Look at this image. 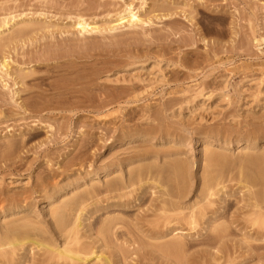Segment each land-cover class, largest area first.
I'll list each match as a JSON object with an SVG mask.
<instances>
[{"label":"rangeland","instance_id":"obj_1","mask_svg":"<svg viewBox=\"0 0 264 264\" xmlns=\"http://www.w3.org/2000/svg\"><path fill=\"white\" fill-rule=\"evenodd\" d=\"M129 2L136 10L141 7L147 23L93 33H78L70 26L80 15L107 25ZM25 14L40 19V25L43 17L58 21L64 29L60 25L62 31L56 33L52 26V34L39 25L21 37V27L11 18L13 28L3 25L12 15ZM0 24V236L15 223L31 238L61 245L66 224L58 223L57 212L63 211L71 223L81 202L90 210L70 244L78 249L79 242L85 261L51 256L29 243L28 249L0 251V264H264V213L259 212L264 180L258 178L262 184L256 181V186L251 182L258 166L264 171V0H0ZM249 136L257 142L245 148ZM248 152L262 159L256 169L246 171L254 178L247 179L249 187L237 169ZM214 154L230 156V174L240 175V182L237 173V181L230 174L232 179L221 178L224 194L214 182V191L200 187L204 162L216 164ZM183 158L191 167L186 183L171 172L172 162ZM209 160L208 169H214ZM145 168H152L154 179L146 178ZM159 168L169 169L160 182L162 173L155 175ZM146 179L156 189L146 188ZM106 181H111L110 189ZM165 185L169 188L163 189ZM165 189L174 195L185 190L183 200L200 205L194 208L195 222L190 208L165 212L159 196ZM209 192L214 196L208 198ZM14 205L23 207L16 215Z\"/></svg>","mask_w":264,"mask_h":264},{"label":"bare ground","instance_id":"obj_2","mask_svg":"<svg viewBox=\"0 0 264 264\" xmlns=\"http://www.w3.org/2000/svg\"><path fill=\"white\" fill-rule=\"evenodd\" d=\"M143 2H146V0H143ZM140 8L141 7H139V9L138 10H136V8L135 7H133L132 6V4L129 2L128 4H127V6L123 9V11H121L120 13H118L117 14V17L116 18H114V20H111V21H109L108 23H107V25H101V24H99L98 23V21L96 22V21H93V20H95V19H93V20H89V19H87V17L85 18V16H82V15H80V16H74V20H76V21H74L73 23L74 24H72V22H70V24H72V25H70V26H72V28L73 29H76L77 31H78V33H93V32H101V31H103V30H106V31H113V30H117V29H119V28H121V27H132V26H138V25H143V24H145V23H147L148 21H149V19H147V18H144V17H142L141 16V13H140ZM44 14V13H43ZM26 15V14H25ZM39 15H41V13L39 14ZM17 16V15H16ZM27 17H24V18H22V16H17V18H18V21L17 20H15V19H17L16 17H15V15L13 16H11V17H9V19L8 20H6V23L5 24H3V25H7V24H10V26L12 25L11 23H10V18L13 20H11V22H13V25L14 26H20L21 28L19 29V34L21 35V33H28V28H29V30H32V29H30V27H38L40 24L39 23H37L38 22V20L40 21V19H38L37 17H35V18H32L31 16H29L28 14L26 15ZM22 19H21V18ZM30 17V18H29ZM40 17V16H39ZM37 18V19H36ZM42 18V17H41ZM44 19H43V21H42V19H41V25H40V27H44L45 29H48V30H50V29H52L51 30V33L53 34V28H52V26L53 27H57V28H55V31H56V33H58L57 31H59V32H61L62 31V25H61V23H60V25H61V29H60V25H59V23H58V21H48L47 19H45V17H43ZM5 19V18H4ZM4 19H3V21H4ZM19 19H21V20H19ZM49 19V18H48ZM51 20V19H50ZM3 21H2V23H3ZM60 21V20H59ZM51 22V23H50ZM54 22V23H53ZM63 22V21H62ZM66 23V22H65ZM45 24V25H44ZM63 24V23H62ZM66 24H68V23H66ZM1 25V24H0ZM2 25V26H3ZM12 25V28L14 27ZM69 25V24H68ZM68 25H66V26H68ZM9 26V25H8ZM64 26H65V24H64ZM7 27V26H6ZM43 27H42V29H43ZM5 28V27H4ZM9 28V27H8ZM8 28H6V30L8 29ZM15 28H17V27H15ZM19 28V27H18ZM10 29V28H9ZM36 29V28H35ZM42 29H40V30H42ZM56 29H59V30H56ZM64 29V28H63ZM67 29V32H68V34L70 33L69 31H71V28L69 27V29H68V27L66 28ZM2 30V29H1ZM0 30V31H1ZM61 30V31H60ZM69 30V31H68ZM5 31V30H4ZM10 31L11 32H13V30H11L10 29ZM39 31V30H38ZM45 31H47V30H45ZM53 31V32H52ZM65 31V30H64ZM2 33H3V30L1 31ZM1 32H0V34H1ZM17 32V31H16ZM67 32L65 31V33L67 34ZM76 32V31H75ZM24 33V34H25ZM33 33H36V31L35 32H33ZM46 33H49V31L48 32H46ZM46 33H42V34H39V35H44V34H46ZM51 33H49V34H51ZM71 33H73V35H74V32H71ZM70 33V34H71ZM77 33V32H76ZM14 34V36H15V33H13ZM18 34V35H19ZM60 34V33H59ZM61 34H63V32L61 33ZM66 34H63L64 35V37H65V35ZM33 35V34H32ZM35 35V34H34ZM37 36V38H39L40 36ZM62 35V36H63ZM29 36V35H28ZM30 36H31V34H30ZM29 36V41H30V37ZM36 36V35H35ZM34 36V37H35ZM48 36V35H47ZM47 36H45L44 35V37H47ZM51 36V35H50ZM52 36H54V35H52ZM60 37H61V35H59ZM69 36V35H68ZM21 37H22V35H21ZM49 37V36H48ZM58 37V36H57ZM64 37L63 38H61V39H64ZM24 38H26L25 36H24ZM23 38V39H24ZM53 38H55V37H53ZM70 38H71V40H72V36H70ZM23 39H22V41H23ZM32 40L34 39L33 38V36H32V38H31ZM69 40V38H66V40ZM16 40H18L17 38H16ZM20 40H21V38H20ZM19 40V41H20ZM26 40H27V38H26ZM31 40V41H32ZM35 41H36V37H35V39H34ZM33 40V41H34ZM1 41V40H0ZM28 41V40H27ZM24 42H26V41H24ZM3 43V42H2ZM0 47H1V43H0ZM3 49V48H2ZM1 49V50H2ZM71 52V51H70ZM69 52V53H70ZM65 54V53H64ZM72 55V54H71ZM81 55V54H80ZM74 57V56H73ZM82 57V56H81ZM78 58V57H77ZM66 58H64L63 60H61V61H67V60H65ZM70 60H73V59H70ZM59 61V60H58ZM74 61H76V60H74ZM78 61V60H77ZM77 61H76V63H77ZM85 61V60H84ZM68 62V61H67ZM60 63V62H59ZM71 63V62H70ZM75 63V64H76ZM78 64V63H77ZM85 64V63H84ZM4 65L6 66V63L4 64V61H3V63H2V67H4ZM61 65V64H60ZM8 66V65H7ZM65 66V65H64ZM78 67V66H77ZM7 68H9V67H7ZM67 69V68H66ZM85 69V68H84ZM31 70V69H30ZM79 70V69H78ZM82 70H83V67H82ZM73 72V71H72ZM71 72V73H72ZM77 72V71H76ZM86 72V71H85ZM92 72V71H91ZM68 73V72H67ZM79 73H80V71H79ZM82 73V72H81ZM27 75H30L29 74V72L28 73H26ZM84 75V74H83ZM25 76V74L24 75H22L21 77H24ZM100 76V75H99ZM20 77V76H19ZM20 77V78H21ZM24 78H26V77H24ZM95 78V77H94ZM81 80V79H80ZM97 80V79H96ZM22 81V80H21ZM81 81H86V80H81ZM88 83V82H87ZM90 83V82H89ZM97 83V82H96ZM86 84V83H85ZM84 84V85H85ZM61 85V84H60ZM91 85V84H90ZM89 85V86H90ZM95 85V84H94ZM97 85V84H96ZM63 86V85H62ZM79 86V85H78ZM88 86V85H87ZM64 87V86H63ZM81 87H86V86H82L81 85ZM87 88V87H86ZM92 88H94L93 87V85H92ZM75 89H77V88H75ZM85 89V88H84ZM79 90V89H78ZM93 90V89H92ZM201 90H202V88H201ZM62 91V90H61ZM60 91V92H61ZM65 91V90H64ZM133 91V90H132ZM199 91H200V89H199ZM198 91V92H199ZM203 91V90H202ZM55 92V91H54ZM68 92V91H67ZM70 92H72V91H70ZM75 92V91H74ZM78 92V91H77ZM84 92V91H83ZM134 92V91H133ZM66 93V92H65ZM69 93V92H68ZM200 93H201V91H200ZM202 93H204V92H202ZM201 93V95H204V94H202ZM80 94V93H79ZM125 94V93H124ZM129 94H130V92H129ZM198 94V93H197ZM61 95V94H60ZM67 95V94H66ZM108 95V94H107ZM119 95V94H118ZM121 95V94H120ZM63 96V95H62ZM122 97H124V95L122 96ZM199 97V96H198ZM201 97V96H200ZM115 98V97H114ZM116 98H117V96H116ZM135 98V96L132 98V99H134ZM210 97H208V99H209ZM109 99V98H108ZM118 99H120L119 97H118ZM117 99V100H118ZM131 99V98H130ZM136 99V98H135ZM208 99H206V100H208ZM105 101H108L107 99H105ZM112 103V102H111ZM79 104V103H78ZM105 104H108L107 102L105 103ZM114 104V103H113ZM80 105V104H79ZM104 105V104H103ZM100 106V105H99ZM98 107V106H97ZM96 107V108H97ZM103 107V106H102ZM100 108V107H99ZM98 108V109H99ZM104 109H106V108H104ZM103 109V110H104ZM101 110H102V108H101ZM38 111V110H37ZM40 111H42V110H40ZM40 111H38V112H40ZM110 110H108V112H109ZM98 112V111H97ZM107 113V112H106ZM161 113V112H160ZM113 114V113H112ZM103 116H104V113L102 114ZM107 115V114H106ZM105 115V116H106ZM109 115H111V113L109 114ZM109 115H107V116H109ZM156 115H157V113H156ZM161 115V114H160ZM106 116V117H107ZM158 116H159V113H158ZM158 116H157V118H158ZM160 117V116H159ZM162 117V116H161ZM156 119V118H155ZM162 119V118H161ZM158 120V119H157ZM160 122V124H161V122L162 121H159ZM159 124V125H160ZM164 124V123H163ZM168 125V124H167ZM260 125V124H259ZM52 126V125H51ZM161 126V125H160ZM159 126V127H160ZM166 127H168V126H166ZM170 127V126H169ZM152 128V127H151ZM156 128H157V126H156ZM155 128V129H156ZM261 128V127H260ZM161 129V128H160ZM166 129V128H165ZM264 129V128H263ZM262 129V130H263ZM150 130V129H149ZM164 130V129H163ZM173 130V129H172ZM229 130V129H228ZM165 131V130H164ZM144 132V131H143ZM167 132V131H166ZM141 133H142V131H141ZM160 133V132H159ZM162 134L163 133H161V135L160 136H162ZM185 134V133H184ZM138 135V134H137ZM145 135V134H144ZM149 135V134H148ZM176 135V134H175ZM260 135V134H259ZM141 136V135H140ZM151 136V135H150ZM208 135H206L205 136V142H207L208 141V138L209 137H207ZM143 137V136H142ZM158 137V136H157ZM166 137V136H165ZM172 138V137H171ZM177 138V137H176ZM221 138V137H220ZM234 138V137H233ZM153 139V138H152ZM151 139V140H152ZM197 139V138H196ZM240 139H241V137H240ZM150 140V141H151ZM164 140V139H163ZM201 140V139H200ZM257 139L256 138H253V137H251V136H249V137H247L246 139H245V142H246V147L245 148H247V146H250L249 144L251 143V142H257L256 141ZM161 141V140H160ZM203 141V140H202ZM223 141V140H222ZM226 141V140H225ZM165 142H167V141H165ZM174 142V141H173ZM176 142V141H175ZM174 142V143H175ZM239 143H240V141H238ZM231 143V142H230ZM244 143V142H243ZM178 144V143H177ZM212 144H213V142H212ZM234 144V143H233ZM262 144V143H261ZM210 145V144H209ZM235 145V144H234ZM254 145V144H253ZM11 146V145H10ZM9 146V147H10ZM14 146V145H13ZM204 146V145H203ZM219 146V145H218ZM225 146V145H224ZM230 146V145H229ZM217 147V146H216ZM251 147V146H250ZM254 147H256V146H254ZM253 147V148H254ZM259 147V146H258ZM257 147V148H258ZM167 149H168V147H166ZM173 148V147H172ZM171 148V149H172ZM184 148V147H183ZM183 148H180V149H183ZM211 148V147H210ZM220 148V147H219ZM222 148V147H221ZM229 148V147H228ZM244 148V149H245ZM8 149V148H7ZM166 149V150H167ZM176 149H177V147H176ZM226 149V148H225ZM249 149V148H248ZM251 149V148H250ZM154 151L156 150V149H153ZM153 150H152V152H153ZM179 150V149H178ZM177 150V151H178ZM187 150V149H186ZM206 150V149H205ZM227 150H229V149H227ZM252 150V149H251ZM151 151V150H150ZM158 151V150H157ZM161 151V150H160ZM159 151V152H160ZM163 151V150H162ZM173 151V150H172ZM208 151V149L206 150V152ZM209 151H210V149H209ZM216 151V150H215ZM215 151L213 152V153H215ZM218 151V150H217ZM217 151H216V153H217ZM220 151V150H219ZM225 151V150H224ZM242 151H243V149H242ZM156 152V151H155ZM190 152V151H189ZM206 152H204L203 151V153H206ZM211 152V153H212ZM222 153H223V151H221ZM228 152V151H227ZM244 152H247L246 151V149L244 150ZM256 152V151H255ZM144 153V152H143ZM147 153H148V151H147ZM158 153V152H157ZM182 153H184V152H180V154H182ZM191 153V152H190ZM208 153V152H207ZM207 153L206 154H204L205 156H207ZM224 153H226V152H224ZM223 153V154H224ZM259 153V152H258ZM261 153V152H260ZM145 154H146V152H145ZM219 154H221V153H219ZM228 154H230V153H228ZM243 154V153H242ZM245 154V153H244ZM248 154L250 155V156H248L247 155V157H245L244 156V158L245 159H243L240 163H238L239 164V168H237L238 169V172H239V170H240V175L242 176V177H240V175L238 174V172L236 171L235 173H237L238 174V178H237V176L235 177V179H234V177L233 176H235L236 174L234 173V171H233V173H234V175H233V173L231 172V174H230V171L232 170H230L229 169V165H232V164H230V160H229V158H230V156L228 157V155H227V157L225 156V155H218V158H217V161H216V164H215V162L213 161L212 162V157H211V155L212 154H210L209 156L211 157V162L212 163H214V164H212L213 166H214V169H213V167H211L210 166V168H212V170L209 168L208 169V167H209V165H210V162H208V160L207 161H205L204 162V160H203V162L205 163V165L204 164H202V166L204 165V170L202 171V185L203 186H200L201 188H202V190H203V187L205 186V187H207L206 188V191H207V189H211V190H213V188H214V185L212 184L213 182H214V184L215 183H217V184H220L221 182H223V179L224 178H228V176H229V179H232V178H230L231 176L230 175H232V177H233V179L234 180H236V178L239 180V177H240V179L241 178H243L244 177V180H245V178H246V182H245V184L243 183V182H241V186L242 187H244L245 185H246V183H248V182H250V181H248L247 182V179L249 180H251L252 178H253V176H254V178L256 179V177H257V179L255 180L254 178V180H251V182H252V184L254 185V186H256V181H258L259 182V179H263L264 180V177H263V175H264V171L263 170H260L258 167V163L262 160V159H260V158H258V157H256V156H251V154L248 152ZM138 155L139 154H137V158H135V159H138ZM141 155H142V153H141ZM148 155V154H147ZM149 155H150V153H149ZM167 155V154H166ZM186 155V154H185ZM214 155H216V154H214ZM213 155V156H214ZM216 155V156H217ZM239 155V154H238ZM256 155V154H255ZM144 156V155H143ZM154 156V155H153ZM174 156V155H173ZM182 156V155H181ZM205 156H204V159H205ZM209 156H207L208 158H209ZM243 156V155H242ZM162 157V156H161ZM167 157H168V155H167ZM186 157V156H185ZM188 157V156H187ZM202 157V156H201ZM232 157V156H231ZM264 157V156H263ZM133 158V157H132ZM146 158V157H145ZM166 158V157H165ZM179 158V157H178ZM178 158H176V159H178ZM216 157H214L213 159H215ZM233 158V157H232ZM141 159V158H140ZM170 159V158H169ZM175 159V158H174ZM181 159V158H180ZM202 159H203V157H202ZM207 159V158H206ZM239 160H240V158H238ZM121 160V159H120ZM145 160V159H144ZM143 160V161H144ZM147 160H148V157H147ZM167 159H165L164 161H166ZM185 159L183 158V160H177V161H174V162H172V160L170 161V162H172V168H173V171H171L172 172V174L174 173L175 174V176H177V177H179V179L181 178V181H183V183H186L187 181H188V178H189V172H190V164H189V161L187 160H185ZM209 160V161H210ZM134 161V160H133ZM142 160H140V162H141ZM155 161H156V159H155ZM155 161H152V162H155ZM239 162V161H238ZM245 162L247 163V164H245ZM113 163V162H112ZM167 163V162H166ZM217 163H218V166H217ZM232 163V162H231ZM237 163V162H236ZM129 164V163H128ZM134 164V163H133ZM142 164V163H141ZM140 164V165H141ZM146 164V163H145ZM148 164V163H147ZM153 163H151V161H150V164L149 165H152ZM155 164H156V162H155ZM154 164V165H155ZM165 164V163H164ZM262 164H263V162H262ZM148 165V166H149ZM162 165H163V163H162ZM166 165V164H165ZM168 165V164H167ZM165 166V167H169V166ZM194 165H196V164H194ZM198 165V164H197ZM224 165H227L226 167H228L226 170V172H228V173H226V177L224 176V177H222V175H221V170H222V167L224 166ZM244 165L247 167V169H248V167H249V169L247 170V169H245V167H244ZM260 166H261V163L259 164ZM264 165V164H263ZM155 166H157V165H155ZM221 167V169H220V167ZM233 166V165H232ZM254 166H258L257 167V170H255V172H254V175L252 176V177H250V175H251V172H252V170H254V169H256ZM106 167V166H105ZM128 167V166H127ZM135 167V166H134ZM150 167V166H149ZM160 167V166H159ZM171 167V166H170ZM198 167V166H197ZM235 167H236V164H235ZM235 167H234V169H235ZM262 167V166H261ZM260 167V168H261ZM130 168V166L128 167V169ZM138 168H140V166L138 167ZM142 168L143 167H141V170H142ZM153 168V170L155 169L154 167H152ZM152 168H145V170L147 169V171L149 172H147V175H145V176H147L146 178H148V176L149 177H151L152 176V174L153 173H151V172H153V170H152ZM199 168H201V169H203V167H199ZM223 168V169H224ZM252 168H254V169H252ZM131 169V168H130ZM134 169V168H133ZM156 169H158V168H156ZM160 169V168H159ZM167 168H165L164 170H166ZM224 169V170H225ZM251 169V170H250ZM261 169H264V166H263V168H261ZM111 170H112V168H108V169H106V171H107V177L110 175V173H111ZM114 170V169H113ZM117 170V169H116ZM139 170V169H138ZM138 170H137V172H138ZM161 170H162V168L160 169V170H158V171H156L155 172V175H157V174H161L162 172H161ZM167 170H169V169H167ZM170 170H171V168H170ZM223 170V172H222V174H225L224 171ZM229 170V171H228ZM103 171V170H102ZM128 171V170H127ZM144 171V170H143ZM143 171L141 172V173H143ZM151 171V172H150ZM195 171V170H194ZM246 171H251L250 173L248 172H245ZM262 171H263V174H261L262 173ZM139 172H140V170H139ZM161 172V173H160ZM166 172H170V171H166ZM170 172V173H171ZM244 172V173H243ZM126 173V172H125ZM131 174H132V172H130ZM134 174H135V172H133ZM164 173H165V171H164ZM169 173V175L171 176V174ZM113 174H114V172H113ZM127 174V173H126ZM137 174V173H136ZM135 174V175H136ZM139 174V173H138ZM145 174H146V171H145ZM227 174H230V175H228L227 176ZM245 174V175H244ZM163 173H162V176H159V175H157V176H159L160 178H158V182H160V180H161V177H163ZM200 175V174H199ZM113 176V175H112ZM127 176H129V175H127ZM127 176L125 177V178H127ZM142 175H140V177H141ZM166 178H167V173H166ZM174 176V175H173ZM256 176V177H255ZM139 177V176H138ZM156 177V176H155ZM120 178V177H119ZM118 178V179H119ZM135 178V177H134ZM142 178L144 179V176H142ZM151 178H153V177H151ZM166 178H164V179H166ZM169 178V177H168ZM171 178V177H170ZM175 178V177H174ZM221 178H223L222 180H221ZM259 178V179H258ZM108 179V178H107ZM110 180H111V178H109ZM117 179V178H116ZM141 178H139V180H140ZM150 179V178H149ZM154 179V178H153ZM157 179V178H156ZM179 179H177V180H179ZM126 180V179H125ZM137 180V179H136ZM163 180V179H162ZM171 180V179H170ZM199 180V179H198ZM225 180V179H224ZM241 180H239V182L241 181ZM108 181V180H107ZM106 181V182H107ZM121 181V180H120ZM129 181H130V179H129ZM134 181H135V179H134ZM144 181V183H147V187L146 188H151L154 184H152V185H148V183H149V181H147V179H146V182H145V180H143ZM142 181V182H143ZM156 180H154V182H155ZM164 181H166V180H164ZM237 181V180H236ZM254 181V182H253ZM130 182H132V181H130ZM169 182V181H168ZM180 182V181H179ZM201 182H200V184H201ZM250 182V183H251ZM257 182V183H258ZM122 183V182H121ZM150 183H152V181L150 182ZM157 183V182H156ZM163 183V182H162ZM172 183V182H171ZM178 183V182H177ZM177 183H175V185L177 184ZM181 183V182H180ZM183 183H181V184H183ZM189 183V182H188ZM188 183H187V186H188ZM238 183V182H237ZM260 184H262L261 183V181L259 182ZM107 184V188L108 189H110V187H111V181L110 182H107L106 183ZM159 184V183H158ZM157 184V185H158ZM222 184V183H221ZM220 184V186L221 187H223L222 185ZM243 184H244V186H243ZM252 184H251V188H252ZM259 184V185H260ZM79 185V187H80V184H78ZM110 185V187H108ZM130 185V184H129ZM177 185H179V184H177ZM191 185V184H190ZM248 185V184H247ZM246 185V186H247ZM258 185V184H257ZM92 186V185H91ZM94 186V185H93ZM123 185H121V187H122ZM143 186V184L141 185V187ZM144 186H146V184L144 185ZM156 186V185H155ZM155 186H153V188L155 187ZM167 185H165L164 187H162L163 189L164 188H169V187H166ZM181 187H182V185H180ZM186 186V185H185ZM219 186V185H218ZM218 186H217V188H218ZM240 186V187H241ZM250 186V184L248 185V187ZM253 186V187H254ZM261 186H263V185H261ZM78 187V188H79ZM96 187V186H95ZM114 187H115V185H114ZM113 187V188H114ZM121 187H120V189H121ZM97 188H98V186H97ZM99 188H100V186H99ZM105 188V187H104ZM112 188V189H113ZM116 188H117V186H116ZM119 188V187H118ZM144 188V187H143ZM152 188V189H153ZM171 188V187H170ZM179 188V187H178ZM177 188V189H178ZM182 188H184V187H182ZM216 188V189H217ZM251 188H248V189H250V191H252L251 190ZM73 189H76V187L75 188H73ZM72 189V190H73ZM106 189V188H105ZM155 189H156V187H155ZM163 189H160V190H163ZM175 189V188H174ZM215 189V188H214ZM222 190V189H224V187L223 188H220L219 187V189H217V190ZM93 190V189H92ZM145 190V189H144ZM180 190V189H179ZM185 190H188V188H186ZM184 190V193L182 194L181 193V195H179V193H178V195H174V194H170V193H173L172 192V189H171V192H170V189L167 191L166 189H165V191H163V194L164 195H159V196H162V197H160L161 198V200H160V202H162V207L165 209V212H167L168 210L169 211H172V212H174V213H178L177 211H175V210H183V209H185L186 210V208L188 209V208H190L191 209V213H190V217H191V219H193V221L195 222L196 220H197V217H196V211H194L195 209V206L196 205H198V203L196 202V203H192L191 204V202H190V204L189 203H187V202H185V200H183L184 199V197H185V195H186V191ZM220 190V192L222 193V194H224V192H223V190L221 191ZM241 190H243L242 188H241ZM264 190V189H263ZM263 190H262V192H261V190H260V192L261 193H263ZM99 191V190H98ZM106 191H108V190H106ZM112 191V190H111ZM181 191V190H180ZM199 191H200V189H199ZM205 191V192H206ZM209 191V190H208ZM207 191V192H208ZM214 191V190H213ZM249 190H248V192H250ZM256 191H258V190H256ZM255 190H253L252 192H256ZM170 192V193H169ZM178 192V191H177ZM176 192V193H177ZM195 192H198V191H195ZM201 192V191H200ZM252 192H251V194H252ZM89 193H90V191H89ZM99 193V192H98ZM102 193V192H101ZM106 193V192H105ZM203 193V192H202ZM213 193L214 192H209V194H208V198L209 197H212V196H214L213 195ZM215 193H216V191H215ZM217 193H219V192H217ZM221 193H219V194H221ZM258 193L259 192H257V194L254 196V197H256V200H255V202H257V201H259L260 199V194L261 193H259V195H258ZM95 194V193H94ZM142 194V193H141ZM160 194H162L161 192H160ZM193 194V193H192ZM191 194V195H192ZM195 194V193H194ZM251 194H249L250 195V197H251ZM59 195V194H58ZM140 195V194H139ZM138 195V196H139ZM165 195H167V197H165V198H163ZM190 195V196H191ZM200 195V196H199ZM210 195H212V196H210ZM216 195V194H215ZM259 196V198H258V196ZM263 195H264V193H263ZM262 195V197H264ZM61 196V195H60ZM59 196V197H60ZM64 196V195H63ZM78 196V195H77ZM80 196V195H79ZM82 196H83V194H82ZM93 196H95V195H93ZM169 196V197H168ZM201 197V194L200 193H198L197 194V197ZM203 197L205 198V196L203 195ZM64 198V197H63ZM78 198V197H77ZM81 198V197H80ZM85 198V197H84ZM139 198V197H138ZM157 198H159V197H157ZM175 198V199H174ZM192 198H193V196H192ZM202 198V197H201ZM200 198V199H201ZM252 199H253V197H251ZM257 198H258V200H257ZM56 199V198H55ZM60 199V198H59ZM90 199H91V195H90ZM187 199V198H186ZM197 199V198H196ZM199 199V198H198ZM206 199H207V197H206ZM205 199V200H206ZM255 199V198H254ZM23 200V199H22ZM63 200V199H62ZM193 200V199H192ZM195 200V199H194ZM21 201V200H20ZM66 201V200H65ZM78 201V200H77ZM261 201H262V199H261ZM13 202V201H12ZM23 202V201H22ZM78 202H81V200L80 201H78ZM205 202V201H204ZM254 202V203H255ZM17 203V202H16ZM25 203V202H24ZM51 203H52V201H51ZM84 203H87V201L85 202L84 201ZM89 203V202H88ZM200 203V202H199ZM203 203V202H202ZM201 203V204H202ZM261 204V202L259 201L258 202V205L260 206V204ZM264 203V202H263ZM14 204V203H13ZM163 204L165 205V206H163ZM256 204V203H255ZM23 205H25V204H23ZM69 205V204H68ZM166 205L168 206L167 208H165L166 207ZM254 205V204H253ZM257 205V206H258ZM8 206V205H7ZM56 206V205H55ZM66 204H64L61 208H65L66 209ZM76 206H79V205H76ZM89 206V205H88ZM254 206H256V205H254ZM256 206V207H257ZM258 206V208H260ZM86 205H84L83 204V202H81L80 203V207L78 208V214H77V217H76V215H75V217H76V219H75V217H74V221H70L71 223H67V219H66V215L64 214V212L63 211H58L57 212V214H56V218H57V221H58V223L63 227V225L64 224H66V226H65V228H62L61 229V232H62V234H64L65 235V239H64V243L62 244V242H61V245L60 244H57L56 242V244H53L52 242L51 243H49V241L48 242H46V240L44 241V240H42V239H37V237L38 236H34V238H31V237H33V236H31V237H29V235H27V234H25L24 232H22V230H24L21 226L22 225H14L13 224V227H9V225L10 224H8L7 226H6V231L4 232V234L3 235H1L0 236V251H6L8 248L10 249V247L11 248H13V251H15L16 249H17V247H23V249H24V246H28V244L29 243H31V244H33L34 246L35 245H37V248L39 247V249H40V247H41V249L42 250H44V249H46V251H48V252H51V256H53V254H57V255H59L60 257H58V258H63V257H67V258H70V259H72V261L73 260H82V261H85L87 258H85L83 255H81L82 253V251L80 252V250H79V246H78V244H79V242H77L78 244H77V247L76 248H78V249H75V248H73L72 246H70V244H71V241H72V239L74 240L75 238H74V235H76V236H78L77 235V233L79 232L80 233V231H79V229H80V227L82 226V224H83V217H84V214H86L88 211L87 210H89V209H87L86 210ZM161 207V206H160ZM198 207H200V205H198L197 206V209H199ZM23 207H22V205H14V207H12V209H13V215L15 214H18L19 213V211H20V209H22ZM71 208H74V207H71ZM76 208V209H77ZM87 208H89V207H87ZM159 208V207H158ZM201 208V207H200ZM262 208V207H261ZM261 208H260V211L259 212H261V213H264V212H262L261 211ZM264 208V207H263ZM262 208V209H263ZM5 209V208H4ZM52 209V208H51ZM56 209V208H55ZM68 209V208H67ZM162 209V208H161ZM189 209V210H190ZM2 210V209H1ZM59 210H60V208H59ZM70 210V209H69ZM75 210V209H74ZM184 210V211H185ZM22 211V210H21ZM24 211V210H23ZM66 211V210H65ZM77 211V210H76ZM90 211V210H89ZM168 211V212H169ZM10 212V211H9ZM55 212V211H54ZM163 212H164V210H163ZM183 212V211H182ZM190 212V211H189ZM8 213V212H7ZM21 213V212H20ZM66 213V212H65ZM171 213V212H170ZM179 213H181V212H179ZM258 211L256 212V215L258 216L256 219H259V215L261 214V213H258ZM10 214V213H9ZM67 214H69L68 212H67ZM11 215V214H10ZM70 215H72V214H70ZM167 215V214H166ZM262 215V214H261ZM171 216H172V214H171ZM185 216H187V214L185 215ZM184 216V217H185ZM188 216V217H189ZM215 216H216V214H215ZM13 217H15V216H13ZM29 217V216H28ZM71 217V216H70ZM169 217V216H168ZM196 217V218H195ZM27 218V217H26ZM25 218V219H26ZM186 218V217H185ZM261 218V217H260ZM194 219H196V220H194ZM72 220H73V217H72ZM82 220V221H81ZM107 219H105V221H106ZM261 220V219H260ZM15 222H17V220H15ZM23 222V221H22ZM28 222V221H27ZM69 222V221H68ZM109 222V221H108ZM107 222V223H108ZM111 222H113V221H111ZM21 223V222H20ZM30 223V222H29ZM106 223V222H105ZM3 224V223H2ZM6 224V223H5ZM56 224V223H55ZM113 224V223H112ZM111 224V225H112ZM217 224V223H216ZM27 225V224H26ZM25 225V226H26ZM103 225H105V224H103ZM109 225V224H108ZM114 225H115V223H114ZM117 225V224H116ZM115 225V226H116ZM218 225V224H217ZM221 225V224H220ZM24 226V225H23ZM68 226L70 227V228H68ZM106 226V225H105ZM223 226V225H222ZM217 227V226H216ZM1 228V227H0ZM110 228V227H109ZM112 228V227H111ZM113 228H114V226H113ZM214 228L215 227H213V230H214ZM104 229H106V228H104ZM175 229V228H174ZM177 229V228H176ZM221 229V228H220ZM219 229V230H220ZM27 230V229H26ZM34 230V229H33ZM32 230V231H33ZM59 230H60V228H59ZM107 231H108V229H106ZM219 230H218V232H219ZM223 230H224V228H223ZM34 231H36V230H34ZM45 231V230H44ZM110 231V230H109ZM108 231V232H109ZM216 231V230H215ZM31 232V231H30ZM102 232H103V230H102ZM106 232V231H105ZM108 232H107V234H108ZM27 233H28V231H27ZM57 233V232H56ZM39 235V234H38ZM60 235V234H59ZM63 235V236H64ZM80 235V234H79ZM52 236V235H51ZM53 237V236H52ZM61 237V236H60ZM36 238V239H35ZM38 238H40V237H38ZM76 238H78L79 239V237H76ZM49 239V238H48ZM77 239V240H78ZM54 240V239H53ZM56 240V239H55ZM59 240V239H58ZM80 240V239H79ZM52 241V240H51ZM74 242H76V240H74ZM73 242V243H74ZM72 243V244H73ZM27 244V245H26ZM71 244V245H72ZM76 244V243H75ZM74 244V245H75ZM172 244H175V242L174 243H172ZM172 244H170V246L172 245ZM176 245V244H175ZM31 246V245H30ZM33 246V247H34ZM169 246V245H168ZM169 246V247H170ZM177 246V245H176ZM182 246V245H181ZM168 247V248H169ZM5 248H7L6 250H5ZM29 247H27V249H28ZM32 248V247H31ZM36 248V247H35ZM170 248H172L171 250H173L175 247H174V245L173 246H171ZM169 248V249H170ZM178 248H180V247H178ZM181 248H183V247H181ZM22 249V248H21ZM34 249V248H33ZM170 250V251H171ZM176 250H177V247H176ZM175 250V251H176ZM45 251V250H44ZM175 251H173V252H175ZM7 252H8V250H7ZM2 253H4V252H2ZM6 253V252H5ZM4 253V254H5ZM3 255V254H2ZM51 258H53V257H51ZM50 258V260H52ZM108 259V258H107ZM107 262H109V260L107 261ZM49 264V263H48ZM57 264V263H56ZM60 264V263H59Z\"/></svg>","mask_w":264,"mask_h":264}]
</instances>
